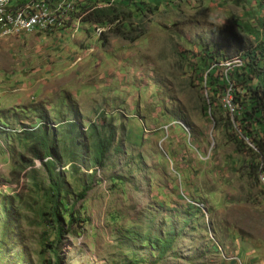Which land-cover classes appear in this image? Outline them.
Listing matches in <instances>:
<instances>
[{"label": "rangeland", "instance_id": "374dc122", "mask_svg": "<svg viewBox=\"0 0 264 264\" xmlns=\"http://www.w3.org/2000/svg\"><path fill=\"white\" fill-rule=\"evenodd\" d=\"M209 1L118 0L108 26L81 22L95 0L73 14L68 0L37 29H0V264H264V169L226 107L239 67L206 57L241 49L227 27L261 51L264 0L228 24ZM109 125L93 165L92 133ZM38 142L51 157L34 158Z\"/></svg>", "mask_w": 264, "mask_h": 264}, {"label": "trees", "instance_id": "16d2710c", "mask_svg": "<svg viewBox=\"0 0 264 264\" xmlns=\"http://www.w3.org/2000/svg\"><path fill=\"white\" fill-rule=\"evenodd\" d=\"M36 1V3H34ZM70 1V5L72 7V11L68 12V14H73L75 11V6ZM92 7L82 8L80 12L81 22L94 24V25H108L114 26L118 24V20L120 19L121 11H118L123 7L117 1L114 0V4H111L107 8L98 9V3H103L105 0H95ZM57 0H17L15 5H11L13 7H24L26 4L34 3V4H45L50 6V4L56 3ZM111 34L115 37H123L122 32L119 28H113L110 30ZM222 33L226 35H230L232 38V42L240 45L241 49L234 52L232 55H228L226 57H221V55L217 54L211 56H206L207 59H210L208 63H212V61H218L219 58L223 61L231 60L233 58H238L243 66L239 68L236 76L229 74L228 76L231 78V88L235 93V97L232 100V105L235 107L233 113L234 124L229 125V130H231L235 137L238 139V136H241L240 145L245 149L249 150V152L253 153L258 160H260V164H263L264 169V42L261 41L260 44H263V48L261 51H256L251 47H246L242 45L241 39L237 38L231 27H227L223 29ZM226 42L229 43L228 38H224ZM211 57V58H210ZM213 69L208 73L209 78L215 83L217 80L213 74ZM236 74V71L234 72ZM228 76H221V80L225 82H230ZM233 77V80H232ZM220 87V86H218ZM225 91V88L223 89ZM208 110V106L202 108L203 113L206 115ZM71 128H76L74 124H70ZM109 127V128H108ZM108 127H103L102 131L96 133H92V138L94 139L92 148H91V161L93 165L102 166V162L105 154L109 151L112 143L115 141V130L109 125ZM108 128V129H107ZM44 129V128H43ZM233 129V130H232ZM105 130V131H104ZM234 130H238L234 132ZM228 130L226 131V133ZM238 135H237V134ZM43 137V138H42ZM41 137V142L44 143L45 137L44 135ZM246 141L252 146L253 149L248 147ZM38 142L36 145L32 146L30 149V153L33 154L34 158L39 161L44 159H48L51 157V153L49 149L46 148V145ZM49 163V162H47ZM49 171V168L53 166L52 163L44 164ZM253 173L258 171V164H251L250 166ZM49 174L51 175L50 171ZM52 185L55 187L54 180L50 176ZM57 191V189H56ZM86 190H83L80 198L85 196ZM58 218L55 215V222L57 224V240L61 237L63 233V229L58 225ZM77 220L71 218L69 220V225L72 223H76ZM54 254L57 253L54 251ZM50 264V263H49Z\"/></svg>", "mask_w": 264, "mask_h": 264}, {"label": "bare ground", "instance_id": "6f19581e", "mask_svg": "<svg viewBox=\"0 0 264 264\" xmlns=\"http://www.w3.org/2000/svg\"><path fill=\"white\" fill-rule=\"evenodd\" d=\"M64 1H68V0H60L61 3L59 4V6L56 5L54 8H51L50 6L45 4H34V3L26 4V6L24 7H11L8 5L10 3V0H0V17H2L4 22L6 20L22 21L19 25L10 26L11 30H8L7 27H4L3 29L4 34L17 36L26 31L29 32L34 28L37 29V27L42 26L46 22H49L51 15L53 13L60 12L61 4ZM64 4L66 3L64 2ZM26 15H30L33 16L34 18H37L36 22L33 24V18H26L24 20Z\"/></svg>", "mask_w": 264, "mask_h": 264}, {"label": "crops", "instance_id": "0c3cea01", "mask_svg": "<svg viewBox=\"0 0 264 264\" xmlns=\"http://www.w3.org/2000/svg\"><path fill=\"white\" fill-rule=\"evenodd\" d=\"M13 0H10V2ZM226 1V3H225ZM231 0H212L209 1L207 7L209 12L212 16L216 13L218 16H214L216 22L214 24H228L234 18V15H239L243 17L247 14V8L245 5L241 4V0L233 1L230 3ZM14 5V4H12ZM16 6V5H15Z\"/></svg>", "mask_w": 264, "mask_h": 264}, {"label": "built area", "instance_id": "2783aa9c", "mask_svg": "<svg viewBox=\"0 0 264 264\" xmlns=\"http://www.w3.org/2000/svg\"><path fill=\"white\" fill-rule=\"evenodd\" d=\"M34 3H36V1H34ZM50 5H51V4H50ZM26 18H33V24L36 22V19H37V18H34L33 16H30V15L26 16V17L24 18V20H25ZM21 22H22V21L6 20L5 22H0V29H4V27H7V26H16V25H19ZM231 60H232V59H231ZM226 61H230V60H226ZM231 62H232V61H231ZM231 62H229V63H231ZM233 63H236V66H237V67H241V66H242V62H241L238 58H236V59L233 61ZM231 102H232V101H231ZM226 107H227V109H228L230 115H232V114L234 113L235 107L232 105V103L230 104L229 102H227ZM262 165H263V164H260V170H262V168H263ZM262 173H264V171H263ZM260 181H261V183H262V185H263V187H264V176H263V174H262V177H261Z\"/></svg>", "mask_w": 264, "mask_h": 264}, {"label": "clouds", "instance_id": "9594fccd", "mask_svg": "<svg viewBox=\"0 0 264 264\" xmlns=\"http://www.w3.org/2000/svg\"><path fill=\"white\" fill-rule=\"evenodd\" d=\"M233 59H234V58H233ZM225 61H226V60H225ZM242 66H243V64H242ZM242 66H241V67H242ZM241 67H239V68H241ZM207 111H208V110H207ZM230 116H232V118H233V114L230 115ZM233 120H234V119H233ZM246 144H247L251 149H253L252 146L248 143V141H246Z\"/></svg>", "mask_w": 264, "mask_h": 264}]
</instances>
